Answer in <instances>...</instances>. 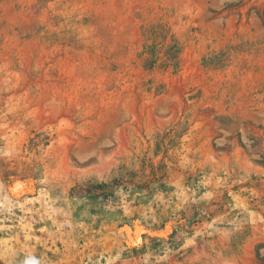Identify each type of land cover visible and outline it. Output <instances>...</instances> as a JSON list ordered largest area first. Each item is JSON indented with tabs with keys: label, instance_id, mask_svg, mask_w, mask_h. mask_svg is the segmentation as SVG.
<instances>
[{
	"label": "rangeland",
	"instance_id": "obj_1",
	"mask_svg": "<svg viewBox=\"0 0 264 264\" xmlns=\"http://www.w3.org/2000/svg\"><path fill=\"white\" fill-rule=\"evenodd\" d=\"M0 264H264V0H0Z\"/></svg>",
	"mask_w": 264,
	"mask_h": 264
},
{
	"label": "bare ground",
	"instance_id": "obj_2",
	"mask_svg": "<svg viewBox=\"0 0 264 264\" xmlns=\"http://www.w3.org/2000/svg\"><path fill=\"white\" fill-rule=\"evenodd\" d=\"M18 188L20 189L21 188V186H18ZM128 229V231H130V228H127ZM142 231H143V229L140 227V226H137L136 227V232H135V234H136V237H140V235H141V233H142Z\"/></svg>",
	"mask_w": 264,
	"mask_h": 264
}]
</instances>
